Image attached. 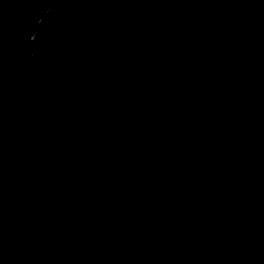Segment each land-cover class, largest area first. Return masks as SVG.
<instances>
[{"label": "water", "instance_id": "1", "mask_svg": "<svg viewBox=\"0 0 264 264\" xmlns=\"http://www.w3.org/2000/svg\"><path fill=\"white\" fill-rule=\"evenodd\" d=\"M0 264H264V0H0Z\"/></svg>", "mask_w": 264, "mask_h": 264}]
</instances>
